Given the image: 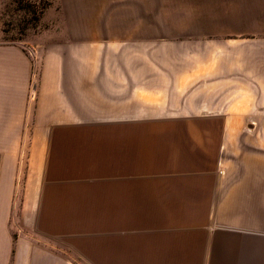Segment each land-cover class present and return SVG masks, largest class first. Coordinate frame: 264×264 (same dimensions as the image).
<instances>
[{
  "label": "crops",
  "instance_id": "0c3cea01",
  "mask_svg": "<svg viewBox=\"0 0 264 264\" xmlns=\"http://www.w3.org/2000/svg\"><path fill=\"white\" fill-rule=\"evenodd\" d=\"M76 58L0 44V264H264V158L223 181L224 118L132 116Z\"/></svg>",
  "mask_w": 264,
  "mask_h": 264
},
{
  "label": "rangeland",
  "instance_id": "374dc122",
  "mask_svg": "<svg viewBox=\"0 0 264 264\" xmlns=\"http://www.w3.org/2000/svg\"><path fill=\"white\" fill-rule=\"evenodd\" d=\"M22 6L0 0V44L130 75L132 116L224 118L219 176L250 182L264 158V0H45L37 22Z\"/></svg>",
  "mask_w": 264,
  "mask_h": 264
},
{
  "label": "trees",
  "instance_id": "16d2710c",
  "mask_svg": "<svg viewBox=\"0 0 264 264\" xmlns=\"http://www.w3.org/2000/svg\"><path fill=\"white\" fill-rule=\"evenodd\" d=\"M19 3L24 4L21 8V13L26 18H32L34 22H37L39 19L38 7L37 2H43L45 0H16ZM41 13V12H40Z\"/></svg>",
  "mask_w": 264,
  "mask_h": 264
}]
</instances>
